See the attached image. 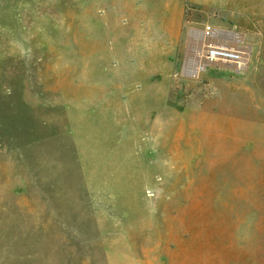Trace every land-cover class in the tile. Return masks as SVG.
<instances>
[{
  "label": "rangeland",
  "instance_id": "obj_1",
  "mask_svg": "<svg viewBox=\"0 0 264 264\" xmlns=\"http://www.w3.org/2000/svg\"><path fill=\"white\" fill-rule=\"evenodd\" d=\"M0 264H264V0H0Z\"/></svg>",
  "mask_w": 264,
  "mask_h": 264
},
{
  "label": "bare ground",
  "instance_id": "obj_2",
  "mask_svg": "<svg viewBox=\"0 0 264 264\" xmlns=\"http://www.w3.org/2000/svg\"><path fill=\"white\" fill-rule=\"evenodd\" d=\"M226 38L235 43L242 45V36L237 34L235 35H222L217 33L216 31H212L208 35L204 33L202 36V47L199 57H197V62L195 66L192 68V72L197 74L202 70L205 66V63L208 61H224V62H233L237 64H241L243 60L245 61L243 54L240 52H232L231 50H226L224 45H219L217 39ZM221 46V47H220ZM223 47V48H222Z\"/></svg>",
  "mask_w": 264,
  "mask_h": 264
},
{
  "label": "water",
  "instance_id": "obj_3",
  "mask_svg": "<svg viewBox=\"0 0 264 264\" xmlns=\"http://www.w3.org/2000/svg\"><path fill=\"white\" fill-rule=\"evenodd\" d=\"M217 33L222 34V35H235V34H236V33H234V32L223 31V30H219V31H217ZM227 67H228V68H231L230 66H227ZM182 74H183V76H185V77H187V76H189V77H195V76L189 75V74L186 73L184 70L182 71Z\"/></svg>",
  "mask_w": 264,
  "mask_h": 264
},
{
  "label": "built area",
  "instance_id": "obj_4",
  "mask_svg": "<svg viewBox=\"0 0 264 264\" xmlns=\"http://www.w3.org/2000/svg\"><path fill=\"white\" fill-rule=\"evenodd\" d=\"M209 31V30H208ZM207 35L210 33V32H205Z\"/></svg>",
  "mask_w": 264,
  "mask_h": 264
}]
</instances>
